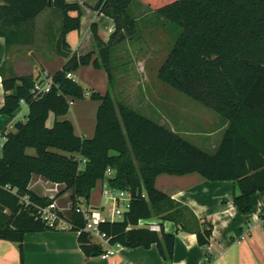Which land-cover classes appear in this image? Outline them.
I'll return each instance as SVG.
<instances>
[{
  "label": "trees",
  "instance_id": "trees-1",
  "mask_svg": "<svg viewBox=\"0 0 264 264\" xmlns=\"http://www.w3.org/2000/svg\"><path fill=\"white\" fill-rule=\"evenodd\" d=\"M135 5L181 29L158 78L223 118L227 127L214 152L116 102L111 92H89L72 78L80 67L93 65L106 70L112 84L113 49L137 35L131 16ZM86 6L111 19L114 31L104 41L93 23L97 50L78 54L71 51L66 35L81 28L79 3L0 0V40L8 47L32 44L34 21L48 9L60 12L57 52L67 60L52 76L51 90L45 94L33 92L34 76H3L7 94L0 115L14 117L22 100L28 114L13 130L2 131L0 240L22 246L27 234L53 230L39 217L38 208L69 193L70 230L79 233L87 256L102 255L104 249L84 231L86 221L77 206L81 201L89 205L98 183L107 182L114 190L133 194L123 219L99 227L112 246L157 245L164 258H173L176 235L140 226V221L153 217L176 223L182 231L196 234L199 245H208L212 226L202 224L188 207L160 191L156 179L198 173L212 182H236L241 193L234 197V205L243 215L252 212L253 196L264 192V0H96ZM87 96L100 102L93 138L76 135L68 120L57 119L48 127L50 114L63 117L74 100ZM109 169L115 172L112 177L106 175ZM35 176L61 189L54 198L39 196L30 189Z\"/></svg>",
  "mask_w": 264,
  "mask_h": 264
},
{
  "label": "crops",
  "instance_id": "crops-1",
  "mask_svg": "<svg viewBox=\"0 0 264 264\" xmlns=\"http://www.w3.org/2000/svg\"><path fill=\"white\" fill-rule=\"evenodd\" d=\"M95 1L69 0L71 3H79L83 10L80 30L66 35L73 53L84 54L97 50L91 33L93 23L98 25L99 35L104 41L114 31L111 19L86 6V3ZM71 15L78 14L71 12ZM83 19L88 22L85 30ZM61 27L62 19L58 12L48 9L34 21L32 44L8 47L4 39L0 40V109L7 94L2 86L3 76L30 75L43 81L51 79L63 68L67 60L57 52ZM72 78L89 92L106 95L111 91L106 70L97 69L93 65L80 67L72 74ZM99 106L100 102L89 96L83 100H74L67 115L56 118L50 114L47 125L52 128L57 119L68 120L74 125L76 135L91 139L96 132ZM25 108L28 114V107L23 106L14 117L0 115V132L12 130L17 123L15 119ZM226 127L225 123L214 151L221 143ZM208 135L210 137L213 134ZM27 152L36 154L33 149ZM99 183L102 184V191L108 186L107 182ZM156 187L175 202L188 207L202 224L212 226V237L208 245H199L196 234L182 231L176 223L153 217L146 222L158 224L161 230L176 235L174 256L171 259L164 258L157 245L134 249L120 246L116 248L117 254L107 260L101 256L89 257L81 249L79 233L64 226L27 234L22 243V259L17 244L0 240V264H264V192L253 196L252 212L243 215L234 205V197L240 195L241 190L233 181L212 182L198 173L183 176L164 174L156 179ZM30 189L42 196L39 190L58 191L61 187L35 176ZM66 197L69 198V193L62 195L56 202Z\"/></svg>",
  "mask_w": 264,
  "mask_h": 264
},
{
  "label": "rangeland",
  "instance_id": "rangeland-1",
  "mask_svg": "<svg viewBox=\"0 0 264 264\" xmlns=\"http://www.w3.org/2000/svg\"><path fill=\"white\" fill-rule=\"evenodd\" d=\"M58 14L62 19L61 13ZM131 16L137 25V35L115 47L111 54L110 92L114 100L172 129L199 148L213 152L223 134L220 133L225 125L223 118L158 78L159 68L174 48L181 29L158 19L154 13L139 5L132 8ZM83 21L85 30L88 22ZM26 114L25 108L15 121L25 119ZM210 133L213 135L209 137ZM101 187L99 183L92 191L89 207L100 209L105 206L106 212L103 214H107L111 205L103 197ZM58 191L39 190L42 197L46 193V197L50 198L55 197ZM57 205L64 209L62 217L66 221L71 209L69 198L61 199ZM13 244L19 246L22 259L23 247L18 243Z\"/></svg>",
  "mask_w": 264,
  "mask_h": 264
},
{
  "label": "built area",
  "instance_id": "built-area-1",
  "mask_svg": "<svg viewBox=\"0 0 264 264\" xmlns=\"http://www.w3.org/2000/svg\"><path fill=\"white\" fill-rule=\"evenodd\" d=\"M52 84V79L43 81L38 79L33 92L39 94L48 93L51 90ZM23 106H27L24 100L21 101V107ZM4 143L5 136L2 132H0V155L2 154ZM114 173L115 172L112 169H109L106 175L107 177H112ZM102 194L106 202H109L111 205L107 214H103L106 212L105 206H102L100 209H91L84 201H81L78 204L77 212L81 213L85 218L86 226L84 231L90 234L95 243L99 244L103 249L106 248L105 252L100 256L102 259L107 260L117 254L116 248L120 246H112L110 244L109 237L105 233L101 232L99 227L103 223L115 222L123 219L125 214L131 209L133 194L129 190L119 191L114 190L109 186H106L103 189ZM51 198H54V196ZM50 201L52 203L49 206L38 208L39 217L53 230L63 228L64 226V228L70 229V226L62 217L63 210L58 207L56 201ZM146 221L147 220L140 221V226L148 227L151 231L157 233L161 232L160 225Z\"/></svg>",
  "mask_w": 264,
  "mask_h": 264
},
{
  "label": "water",
  "instance_id": "water-1",
  "mask_svg": "<svg viewBox=\"0 0 264 264\" xmlns=\"http://www.w3.org/2000/svg\"><path fill=\"white\" fill-rule=\"evenodd\" d=\"M52 202L51 201H47L45 206H49Z\"/></svg>",
  "mask_w": 264,
  "mask_h": 264
}]
</instances>
